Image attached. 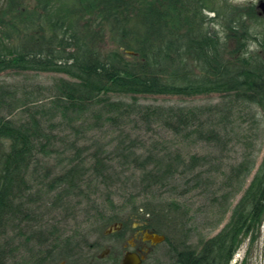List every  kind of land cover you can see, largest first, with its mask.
<instances>
[{
    "label": "trees",
    "instance_id": "obj_1",
    "mask_svg": "<svg viewBox=\"0 0 264 264\" xmlns=\"http://www.w3.org/2000/svg\"><path fill=\"white\" fill-rule=\"evenodd\" d=\"M256 10L229 0H0V74L60 75L0 85V264L75 261L81 239L67 237L70 222L99 213L96 197L112 202L119 184L151 195L132 210L167 237L164 264H231L258 238L264 158L228 223L198 246L181 203L192 189L227 202L255 168L264 125ZM210 93L222 101L136 98Z\"/></svg>",
    "mask_w": 264,
    "mask_h": 264
},
{
    "label": "rangeland",
    "instance_id": "obj_2",
    "mask_svg": "<svg viewBox=\"0 0 264 264\" xmlns=\"http://www.w3.org/2000/svg\"><path fill=\"white\" fill-rule=\"evenodd\" d=\"M235 5L251 9L254 6L261 13L259 4L264 0H229ZM256 10V11H257ZM210 17H213L211 15ZM261 17V16H260ZM264 20V15H262ZM264 24V21L262 22ZM219 30L220 28H216ZM60 77L56 73H36V72H19L8 70L0 74V85H29L43 84L50 85L54 78ZM222 94L210 93L195 96H178V95H137L136 98L140 103L150 105L164 106H201L216 104L222 101ZM115 99L132 100V96L114 95ZM256 165L253 172L242 182V186L237 184L229 201H220L219 204L213 205L210 197L200 189H192L181 198L183 208L187 212L189 227L191 229V244L198 246L201 242L216 236L228 223L232 211L244 195L245 190L250 186L259 166L264 158V125L261 128V136L257 145ZM240 152V150H239ZM238 152V153H239ZM237 152L232 158L237 157ZM164 196H168L167 194ZM99 213L96 211L87 214L78 213L75 219L70 222V232L67 237L70 239H81V245L76 248L75 256L71 262L59 261L55 264H120V260L125 253L124 243L130 241L138 224L143 222V210L136 214L133 212L135 205H141L151 199V195L141 194L139 189L133 184H119L115 187L112 202L106 200V193H100L96 197ZM84 208V206L82 207ZM101 215L103 218H101ZM117 218L125 220L126 224L117 232L109 219ZM145 218V217H144ZM110 232L107 233V231ZM101 243L104 247L99 250H91V246ZM141 254L145 255L144 264H164L169 260L170 247L167 244L151 245L142 244ZM51 249V247H49ZM37 251V250H36ZM94 257H91V254ZM22 257L20 258H27ZM36 259L30 261V264H37ZM29 264V263H28ZM52 264V263H50ZM231 264H264V225L262 226L260 236L255 240L249 238L242 244L240 250L235 255Z\"/></svg>",
    "mask_w": 264,
    "mask_h": 264
},
{
    "label": "water",
    "instance_id": "obj_3",
    "mask_svg": "<svg viewBox=\"0 0 264 264\" xmlns=\"http://www.w3.org/2000/svg\"><path fill=\"white\" fill-rule=\"evenodd\" d=\"M259 8L262 10L261 15H264V1L260 2ZM114 227L116 230H120L122 224H116ZM108 232H110V230H108L107 233ZM142 239L146 242H150L153 246H155L165 243L167 237L165 235L156 232L145 230L143 232ZM130 243H132V241H130ZM145 259H146L145 255H140L136 252L127 251L121 264H143Z\"/></svg>",
    "mask_w": 264,
    "mask_h": 264
},
{
    "label": "flooded vegetation",
    "instance_id": "obj_4",
    "mask_svg": "<svg viewBox=\"0 0 264 264\" xmlns=\"http://www.w3.org/2000/svg\"><path fill=\"white\" fill-rule=\"evenodd\" d=\"M259 15L262 17L261 13H259ZM116 223H114L112 226H114ZM122 224V227L121 229L124 227V223H121ZM138 228L135 230L134 234L132 235V238L130 241H132V243H130V241H127L124 243V247H125V253L123 255V257L121 258L120 260V263L122 262L125 254L127 251H132V252H136L140 255H143L141 254V246L142 244H151L150 242H146L142 239L143 237V232L145 230H147L146 228H144V224L143 223H139ZM120 231V230H117V232ZM104 247L103 244L101 243H98V244H95L93 246H91V250H99L100 248ZM92 256L91 257H94V254L92 253L91 254Z\"/></svg>",
    "mask_w": 264,
    "mask_h": 264
}]
</instances>
